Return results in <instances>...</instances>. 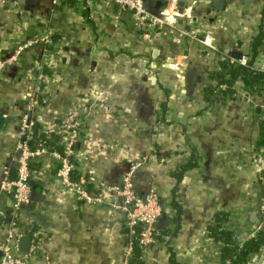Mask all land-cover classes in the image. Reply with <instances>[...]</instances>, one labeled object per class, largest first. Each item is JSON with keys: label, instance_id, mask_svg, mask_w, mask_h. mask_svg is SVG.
<instances>
[{"label": "crops", "instance_id": "1", "mask_svg": "<svg viewBox=\"0 0 264 264\" xmlns=\"http://www.w3.org/2000/svg\"><path fill=\"white\" fill-rule=\"evenodd\" d=\"M170 1L144 4L159 16ZM215 1L174 0L179 11L190 8L186 15L143 36L128 27V13L101 3L0 0V58L13 57L0 73V167L9 164L15 175L17 126L46 48L40 41L18 46L47 33L41 78L50 104L36 123L62 139L59 125L79 117L75 176L103 198L80 202L64 188L57 150L33 164L41 174L31 179V201L17 221L9 223V198L0 190L6 211L0 228L42 239L29 264H129L135 234L118 201L103 192L135 161L142 162L133 177L136 193L155 190L162 206L143 264H221L223 243L212 228L228 230L235 243L250 238L264 191V0ZM179 26L210 35L216 50H199ZM242 56L246 66L238 62ZM221 64L258 72L262 82L245 87L238 74L227 91L211 75ZM244 264H264V248Z\"/></svg>", "mask_w": 264, "mask_h": 264}, {"label": "built area", "instance_id": "2", "mask_svg": "<svg viewBox=\"0 0 264 264\" xmlns=\"http://www.w3.org/2000/svg\"><path fill=\"white\" fill-rule=\"evenodd\" d=\"M52 5L58 6L69 2V0H50ZM81 7L89 6L96 3H101L105 6H111L116 9L117 13L122 16L126 12L129 15L130 24L128 27L134 31L142 32L143 36L149 31L163 28L165 25L172 27L177 25V17L186 15V10L179 11L176 8L174 0H171L157 16L152 14L145 7L144 0H74ZM79 6V7H80ZM35 25V23H33ZM36 30L39 26L36 25ZM177 30L184 35L194 37L198 44V49L201 51L212 52L216 48L212 43V37L208 34H200L196 36L194 29L185 30L183 26L177 27ZM31 41L21 43L18 47H24L28 44L40 41L45 45L44 59L35 63V91L30 96L26 103L25 112L22 113L17 126V138L13 146L12 161L14 163V173L11 174L9 164H4L0 167L2 179L0 182V190L9 198L10 221H17L20 218L23 207L28 205L30 199L31 179L38 177L41 173L33 167V164L40 159L48 150L44 146L30 147L28 142L34 123L37 122L38 112L42 111L43 106L50 104L48 93L44 89V80H42L43 63L47 62L48 48L50 47L51 37L49 34H40ZM13 57L0 58V73ZM247 58L242 56L239 59V64L246 66ZM45 62V63H46ZM75 118V120H74ZM79 118V117H78ZM76 116L69 121L59 125V132H64L62 137L63 151L54 153L58 160L56 175L59 176L63 186L67 191L74 194L76 200L85 203H98L103 198L98 195H93L88 189L87 180L80 177L78 180L73 179V174L80 172V164L77 162L74 139L79 134L78 125L75 122L78 119ZM141 161L130 163L128 169L123 173L119 181L105 187L103 196L116 199L119 203V208L124 213L126 226L134 232L138 237V246L141 254H145L149 248L155 243L157 234L156 223L161 214L162 206L158 199V193L155 190L142 197L137 194L133 187V177L136 169L141 167ZM12 168V166H11ZM2 201L0 199V214H5ZM257 214L259 223L257 227L249 235L250 238H256L259 235V230L264 232V191L260 196L257 205ZM13 223V222H12ZM4 232V238L1 236ZM22 233L14 230L11 227L7 229L0 228V264H29L39 253L41 237L32 231L31 243L26 252L18 251V240ZM242 242H239L240 245ZM259 248H264V242ZM127 255H132V243L128 246ZM127 264V263H126Z\"/></svg>", "mask_w": 264, "mask_h": 264}, {"label": "trees", "instance_id": "3", "mask_svg": "<svg viewBox=\"0 0 264 264\" xmlns=\"http://www.w3.org/2000/svg\"><path fill=\"white\" fill-rule=\"evenodd\" d=\"M221 65L222 68L218 71H212L211 75L215 76L218 84H225L227 91L231 90L233 88V85L234 87H236V83L234 81L238 74L242 75L245 87H249L252 89L257 88L261 80V75L258 72L245 70L244 67L240 65L233 67L227 64ZM58 135L59 134H56L54 132L46 131L41 128L39 124L34 123L28 142L30 144V147L32 148L41 145L50 152L53 150L62 152L64 146L62 139ZM75 175L76 174H73V179L77 180L78 176ZM212 230V236L214 237V239L223 243V246L221 248V264H244L247 260L248 254L250 252L256 251L264 242V232L262 231V229L259 230V235L256 238L245 239L240 245L238 243H235L228 230L221 229L220 227H218L217 230H214L212 228ZM130 241L132 243V255L129 258V264H143L142 254L138 246L137 235H133Z\"/></svg>", "mask_w": 264, "mask_h": 264}, {"label": "water", "instance_id": "4", "mask_svg": "<svg viewBox=\"0 0 264 264\" xmlns=\"http://www.w3.org/2000/svg\"><path fill=\"white\" fill-rule=\"evenodd\" d=\"M215 2H217L219 6L221 5L220 0H216ZM4 121H5V117L0 114V129L2 128L4 124ZM2 220H3V217L0 214V224L2 223ZM30 243H31V237L28 234L21 235V237L18 240V251L26 252L30 246Z\"/></svg>", "mask_w": 264, "mask_h": 264}]
</instances>
